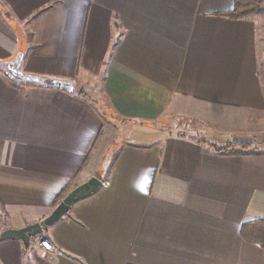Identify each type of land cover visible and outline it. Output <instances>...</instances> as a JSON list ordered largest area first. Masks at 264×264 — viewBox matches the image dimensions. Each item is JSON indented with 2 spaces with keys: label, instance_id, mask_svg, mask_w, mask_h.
I'll return each mask as SVG.
<instances>
[{
  "label": "crops",
  "instance_id": "0c3cea01",
  "mask_svg": "<svg viewBox=\"0 0 264 264\" xmlns=\"http://www.w3.org/2000/svg\"><path fill=\"white\" fill-rule=\"evenodd\" d=\"M232 6L0 0V61L21 53L24 72L76 82L69 94L0 73V233L49 216L74 180L102 182L39 235L52 251L4 241L0 264H264L240 235L264 219V152L207 147L245 145L264 114L257 23L220 15ZM184 117L198 135L167 132ZM124 127L155 135L116 143Z\"/></svg>",
  "mask_w": 264,
  "mask_h": 264
},
{
  "label": "water",
  "instance_id": "95a60500",
  "mask_svg": "<svg viewBox=\"0 0 264 264\" xmlns=\"http://www.w3.org/2000/svg\"><path fill=\"white\" fill-rule=\"evenodd\" d=\"M0 73L9 81L19 86H29L35 88H45L65 93H73L76 82L72 79H64L52 76L37 75L23 71V55L18 53L9 62L0 61ZM102 186V182L91 177L84 183L75 186L60 203L53 209L51 214L40 222L27 225L20 229H6L0 233V243L8 240H19L25 248H28L31 240L41 235L44 230L52 227L63 216H65L72 206L81 199L93 194Z\"/></svg>",
  "mask_w": 264,
  "mask_h": 264
},
{
  "label": "rangeland",
  "instance_id": "374dc122",
  "mask_svg": "<svg viewBox=\"0 0 264 264\" xmlns=\"http://www.w3.org/2000/svg\"><path fill=\"white\" fill-rule=\"evenodd\" d=\"M3 14L4 17L8 20L12 18L11 21L14 27L18 25L17 21L13 17L12 12L7 6H6V11ZM254 20L257 23V47L260 57L259 74L264 89V0L262 5L260 6V11L256 14ZM254 118H256L257 122L249 125L250 130L247 132L251 136L244 140L239 141V142L244 141L245 145H240V146L233 145L235 149L247 150V146H249L248 144H253L252 145L253 150L264 152V114L261 115L255 113L253 115V119ZM178 120L179 121L175 120V122L172 125H169V128L172 129H168L167 132H171V130H173L174 131V132L172 131L173 134L177 133V134H182L184 136L198 135L197 130L201 127L199 121L194 119L193 120L188 119V117H184L183 120L180 119ZM166 128L167 127H165L163 130H166ZM154 135L155 134L151 133V131H142L135 127H124V128H120V132L117 131V133H115L114 141L118 143L119 141L126 138V140H129L130 142L142 143L149 140L148 138H151ZM225 139L226 138H224V140ZM197 140L202 141L204 140V137L198 136ZM211 143L216 147L218 146L221 147V144L223 145L227 144L225 142H220L221 144H219L217 141H213V140Z\"/></svg>",
  "mask_w": 264,
  "mask_h": 264
},
{
  "label": "trees",
  "instance_id": "16d2710c",
  "mask_svg": "<svg viewBox=\"0 0 264 264\" xmlns=\"http://www.w3.org/2000/svg\"><path fill=\"white\" fill-rule=\"evenodd\" d=\"M262 3L263 0H233L232 8L220 15L231 20H254L256 14L260 11ZM207 147L219 154L237 151L233 145L216 147L210 143ZM75 181L76 180L63 188V190L54 198L52 203L53 209L60 203L67 193L74 188ZM240 235L246 242L256 244L264 250V219L245 223L241 226Z\"/></svg>",
  "mask_w": 264,
  "mask_h": 264
},
{
  "label": "built area",
  "instance_id": "2783aa9c",
  "mask_svg": "<svg viewBox=\"0 0 264 264\" xmlns=\"http://www.w3.org/2000/svg\"><path fill=\"white\" fill-rule=\"evenodd\" d=\"M33 242L36 243L44 251H52L51 243L41 236H36L35 238H33Z\"/></svg>",
  "mask_w": 264,
  "mask_h": 264
}]
</instances>
